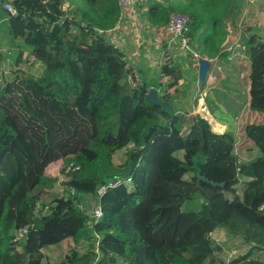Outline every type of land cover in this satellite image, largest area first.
Here are the masks:
<instances>
[{"label": "trees", "instance_id": "1", "mask_svg": "<svg viewBox=\"0 0 264 264\" xmlns=\"http://www.w3.org/2000/svg\"><path fill=\"white\" fill-rule=\"evenodd\" d=\"M62 2L0 0L13 74L0 83V264H50L43 248L65 239L74 245L54 264H264V41L249 28L241 36L249 100L236 134H219L175 108L184 60L168 57L139 83L98 32L116 23V0H78L81 17L68 11L60 23ZM240 10L237 0H167L149 13L160 25L171 11L189 15L186 54L198 67L195 54L221 56L227 22ZM26 53L38 76L22 71ZM151 86L170 110L146 100ZM221 102L230 105L225 95ZM242 152L252 156L243 161ZM57 162L61 194L48 171ZM127 177L99 196L101 216L89 223L96 188ZM20 227L26 232L15 239ZM216 228L239 236L245 252L220 259Z\"/></svg>", "mask_w": 264, "mask_h": 264}, {"label": "crops", "instance_id": "2", "mask_svg": "<svg viewBox=\"0 0 264 264\" xmlns=\"http://www.w3.org/2000/svg\"><path fill=\"white\" fill-rule=\"evenodd\" d=\"M237 1L241 10L233 22L231 20L227 22L228 32L221 45V56L214 58L198 56L196 58L197 64L200 58L209 60L210 70L208 69L205 77V90L201 88L202 85L198 79L196 85L194 84L193 64L187 62V54L179 51L177 43L171 40L169 33L165 30V24L160 25L157 16H151L149 13L153 3L165 6L167 0H135L127 8L125 19L113 31L116 45L123 52L127 65L132 68L139 83L144 78L150 80L155 77L158 67L168 57L184 60L186 71L176 85L180 96L178 100H175V108L177 111L187 112L189 116L199 114L208 121L212 131L219 134L226 131L236 134L239 117L245 111L249 100V57L244 52L241 36L244 30L249 28L264 41V0ZM75 5V3L70 4L69 11H72L76 18H80V13H74ZM118 20L119 16L114 25L118 23ZM26 57L32 63L31 66H40L38 62L34 61L33 56L26 53ZM196 68L198 71V67ZM161 80L166 81L167 78ZM200 89L203 90L201 98L196 95ZM156 90L159 97L158 89ZM207 94L210 98L208 102L206 101ZM193 95H196L194 97L196 103L190 101ZM222 95H225L230 103L229 115L222 114L224 112V104L221 102ZM209 102H213V104ZM216 105L219 108L216 109ZM208 106L214 109L213 113ZM164 107L169 110L170 104L164 103ZM234 112L235 115H233ZM245 153L242 152L241 155ZM176 154L178 157H182V151ZM250 154L252 156V153Z\"/></svg>", "mask_w": 264, "mask_h": 264}, {"label": "rangeland", "instance_id": "3", "mask_svg": "<svg viewBox=\"0 0 264 264\" xmlns=\"http://www.w3.org/2000/svg\"><path fill=\"white\" fill-rule=\"evenodd\" d=\"M65 3L70 6V4L76 3L78 0H63ZM70 9V8H69ZM6 28L4 25L0 24V55L3 57V59H0V83H3L4 76L8 78H12L13 74L11 73V61L9 58H6L5 55L7 53V41H6ZM29 61V62H28ZM189 62V59L187 60ZM32 63L30 60H28V57L25 58V61L20 65L22 71L25 73H30L35 76L39 75L40 72V66H31ZM193 67V73L192 75L194 76V84L196 85L197 79H198V71L197 68ZM186 71V68L184 69ZM210 70V69H209ZM216 70V69H215ZM214 70V72H216ZM205 81V80H204ZM204 87L202 88L203 90L206 89V84L205 82L202 84ZM199 87V86H198ZM200 89L196 95L197 97L201 98L202 94L201 92L203 91ZM195 95V96H196ZM194 95L190 98L191 102H195V97ZM199 100V99H198ZM223 105V104H222ZM224 112L222 114L224 115H229L230 114V105L224 106ZM220 114V112H219ZM241 155V153H240ZM125 156V149H121L116 151L114 154V161L116 163L120 162ZM251 154L250 153H245L240 156L241 160L247 161L250 158ZM62 166L61 162L53 163L49 166L48 171L52 175L58 176V181L53 187V193L55 194H61L63 191L62 184H60L61 180H63V175L60 173V168ZM92 200V198L90 199ZM212 237L215 239V241L220 245L221 250L217 253V256L222 259L225 262H228L231 258H233L236 255H239L247 249V245L241 240V238L237 235H233L231 233H228L224 228H216L212 232ZM73 242L71 239H65L62 242H59L55 245H49L45 246L43 248V251L45 253L46 259L48 263L54 264L55 262H58L62 257L65 252H67L71 247H73Z\"/></svg>", "mask_w": 264, "mask_h": 264}, {"label": "built area", "instance_id": "4", "mask_svg": "<svg viewBox=\"0 0 264 264\" xmlns=\"http://www.w3.org/2000/svg\"><path fill=\"white\" fill-rule=\"evenodd\" d=\"M117 5L119 7V20L116 25H114L111 28L108 29H97L99 33L104 34L105 37L116 44L115 38H114V33L113 31L118 27L119 23L125 19L126 16V10L129 8L135 0H116ZM4 10H6L9 15H14L16 12L14 8L9 4L6 3L3 5ZM59 8L62 11V16L60 18V23H63L64 19H70L71 14L68 13L69 11V6L67 3L64 1L59 5ZM189 15L187 13H179L176 11H171L168 14L167 21L165 23V30L169 33L171 40L177 43L178 49L182 53H186L187 51H190V44L189 40L185 35V31L187 29V25L189 23ZM196 58L198 57L195 54ZM130 177H127L126 179H120V178H115L108 183H103L102 185L98 186L95 190V200H94V206L89 214V223L94 222L101 216V206L99 203V196H101L107 187H113L116 186L122 182H130ZM71 192H74V189H71ZM26 232V227H20L15 231V239L21 237L24 233ZM95 237H98L96 233H94ZM95 247L96 251H98L97 247V241L95 242Z\"/></svg>", "mask_w": 264, "mask_h": 264}, {"label": "water", "instance_id": "5", "mask_svg": "<svg viewBox=\"0 0 264 264\" xmlns=\"http://www.w3.org/2000/svg\"><path fill=\"white\" fill-rule=\"evenodd\" d=\"M208 69H209V60L207 58H200L198 61V80L201 85L204 83ZM145 98L147 101L154 104H159L162 106L163 109H165L164 103L167 102L160 100V98L157 96V90L155 88L153 87L148 88L145 94ZM188 127L191 128L192 124H188ZM200 178L205 179L203 176H200Z\"/></svg>", "mask_w": 264, "mask_h": 264}]
</instances>
